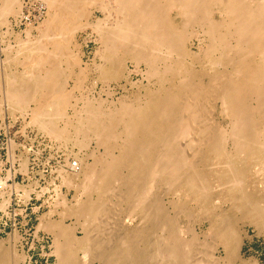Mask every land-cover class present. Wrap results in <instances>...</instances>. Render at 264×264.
I'll return each mask as SVG.
<instances>
[{
	"label": "bare ground",
	"instance_id": "6f19581e",
	"mask_svg": "<svg viewBox=\"0 0 264 264\" xmlns=\"http://www.w3.org/2000/svg\"><path fill=\"white\" fill-rule=\"evenodd\" d=\"M0 1V22L7 23L9 15L15 20L23 16V0ZM41 1L47 10L46 18L40 22V35L38 32L37 38H30L27 25L26 38H18L13 61L23 71L18 70V75L4 72L7 84L0 82L5 88L0 85L5 91L2 98L15 108L14 112L19 109L48 136L74 140L83 149L90 144L89 139L104 147L99 155H92L91 163L77 159L75 170L60 175L65 184L75 182V189L85 199L78 196L70 206L61 200L64 205L60 207H64L60 219H52L50 210L48 217L38 223V228L52 234L54 264H90L91 253L99 264H191L194 260L188 253L192 252L191 241L197 237L195 231L187 228V240L180 241L175 217L171 215L186 202L175 204L174 198L165 204L151 191L161 181L172 186L168 189L177 196L175 202L186 195L203 207L211 200L208 173L224 188L218 193L230 202V208L240 211L257 230L263 231L264 207L260 204H264V0ZM190 25H195L194 29H189ZM87 29L96 32L101 44L94 52L101 62L95 66L90 61L98 72L96 79L104 83L124 79L129 86L137 84L143 88L110 100L115 108L108 112L100 110L105 96L100 99L97 94L99 99L93 101L81 92L72 96L68 88L62 87L66 77L75 75L69 91L77 90L89 71L76 37ZM132 73H139L140 79L130 80ZM19 74H24L23 79ZM70 106L72 113L68 114ZM212 111H218L226 123L222 125L221 119L206 123ZM113 127L119 128L117 132H113ZM184 138L186 147L182 150L177 145L183 144L180 140ZM112 139L118 141L109 146ZM249 171L257 175L262 189L247 188ZM113 183L121 188L120 199L127 205L131 202L127 216L124 215L127 220L123 216L127 225L119 228L120 232L106 231L102 218L113 206L106 202L110 201L106 192L111 190L110 196L117 197ZM93 193L100 198L92 201ZM7 202L6 198L0 200V208H5ZM187 210L190 216L191 211ZM134 213L137 222L131 224ZM70 215H86L85 222H94L98 238L94 239L88 224L77 236L72 224L63 223L64 217ZM211 215L208 222L212 228V219L218 217L220 222L223 218L222 211ZM223 226L217 231L223 256L214 259L215 263L206 260L210 264H235L238 260V232L230 224ZM156 228L160 235L152 241L151 233ZM10 234L7 242L20 240L15 230ZM140 240L149 242L148 252L136 246ZM89 242L90 247L94 244L92 249L88 248ZM5 244L0 241V264H26L28 256L24 252L10 248L12 243ZM78 251H82L80 257H76ZM206 261L199 259L192 264H209ZM239 264L256 262L248 259Z\"/></svg>",
	"mask_w": 264,
	"mask_h": 264
},
{
	"label": "rangeland",
	"instance_id": "374dc122",
	"mask_svg": "<svg viewBox=\"0 0 264 264\" xmlns=\"http://www.w3.org/2000/svg\"><path fill=\"white\" fill-rule=\"evenodd\" d=\"M45 5H46L45 2L41 1V0H23V8L21 10V13H22V15H28L27 20L21 19L23 17L22 16V17H20L19 20L16 19L17 20V22H16V20L12 17V15H9L7 17V23L6 22H0V49H2V51L0 52V73H3V74H0V76L2 77V75H3L2 78L4 80V82H3L2 78H0L2 80L0 82L4 86H6V84H7V83H5L7 79H5V77H4V75H6L7 73L5 74L4 72L7 71V72H11V73L18 75V72H17L18 70L23 71L21 66H19L20 64H16L15 61H13L15 58L16 48H17L16 42H17L18 38H24V39L26 38L25 37L26 32H24V31H26V28L28 26L30 28L29 29L30 30L29 31L30 32V36H29L30 38L31 37H32V39L37 38L38 32L40 35L39 30H40V26L42 25V24H40V22H42V20H44L46 18L47 8ZM96 14L98 16H101L100 13H98V12ZM24 17L26 18V16H24ZM191 27H192V29H194L195 25L188 26L189 29H191ZM96 36H97L96 32L91 31L90 29H87L86 31L80 32L76 36L77 42L81 43L82 50L84 52V54L82 55V59L84 62H86L90 65L88 70L93 71L94 73L88 71L84 75L85 79L83 77L81 78V80H80L81 83L79 85L80 88L77 87V90L72 89L69 91V88L71 89L74 86L71 83H74L75 75H73L71 77H66L65 78L66 82H64V84L62 83L64 81L63 76H62L63 81L62 80H59V81L61 84L64 85V86L62 85L63 89L66 90L68 88V92L73 93L72 96H75L81 92L83 95L85 94L88 98L93 99V101H95L96 99H99V98L100 99H106L107 98L105 100L106 102H103V105L100 107V110L103 112H108V110H112L113 108H115L113 106L114 104L111 103L110 100L116 101V99L119 96L121 97V94H122V96H124L127 94H131L133 92H138V91L141 92V90L143 88L139 89L137 84L129 86L128 85L129 83L128 84L125 83L124 79H119L117 81L116 80L106 81V83H104L105 81L102 82L101 80L96 79L98 72H96V69H93V68L96 65H98L97 63L101 62L99 56L94 54L95 51L99 50L98 47H100V45H101ZM8 44H10V45H8ZM98 44H100V45H98ZM96 49H98V50H96ZM90 61H93L92 63L95 66H92L93 64L91 65ZM95 62H96V64H95ZM14 69H15V71H14ZM95 73H97V74H95ZM23 75L24 74H22V76ZM95 75H96V77H95ZM19 76H20V74H19ZM22 76H20V77H22ZM140 77L141 76L139 73H132L130 80H133L134 82H136L140 79ZM24 78H25L24 80H26V76ZM73 78H74V80H73ZM21 79H23V77ZM105 84H106V86H105ZM71 85H72V87H70ZM1 86H0V103H1L0 104V164H3L4 168L7 169L6 173L3 171V174H5L3 176L13 177L16 173L15 179H14V182H15L14 185H16V186H14L12 184L11 187L13 186L12 189L14 188V192L16 195H18V197H21V196L23 197V199H21V200H28V201L26 202V206H25L26 207L25 212H26L27 216H25L24 218L18 216V217H16L15 220L7 219V220H4L0 224V241L3 242L4 244L8 243L7 245L12 243V244H10V248L12 247V249H13V247H14V249H16L17 251L24 252L28 256V258L26 260L27 261L26 264H54L55 263V256L53 255V253H51V250H52V247H51L52 234L49 233L47 230H45L42 227L38 228V223L42 218H43L42 220H44L45 219L44 217H48V215L50 214L49 213L50 210L52 211L50 214V217L54 220H59L60 216H61L60 211L64 207V206L60 207L61 205H64V203H62V202L65 201V204L67 206L68 205L70 206V205L75 204V198H77L78 196H79V199H85V195H79L78 194L79 191H77L75 189V186H74V185H76L75 182L71 183L70 185L65 184L63 181H61L62 177L60 175H62V173H65V172H67V173L71 172L68 170L67 165H66L68 162L73 161V160H76V162H77V159L83 158L82 160L84 162L87 161V163H91L90 161H93V160H91V158L93 159L92 155L93 154L99 155L98 152H100L101 150H102L101 152H103L104 147L101 145L98 146V144H93V143H97V142H95L94 139H89L88 142L91 141L90 144L89 143L86 144L88 147L85 146L83 149L82 146L77 145L74 140H69L70 142L69 141H61L60 139L58 140L56 138H53L52 136H48V134H46L44 131H43V133H41V132L35 130L34 128H30L31 130H28V135H27L29 138L27 143L29 145L24 146V147H20V150L22 151L24 156H19L18 152H15V148L17 147V144H23V142H22V140L17 141L16 139H14L13 135L15 134V130H17V128H18L17 127L18 124H20L22 122V119H24L25 116H24V114L21 113V111L19 109H17L19 112L17 110L14 112L15 108L13 109L12 106L6 104V101H4L2 98L5 96V94H3L4 90L3 91L1 90L2 87H3V89H5V88H4V86H2V87ZM122 87H124V89ZM125 88H127V89H125ZM107 91L110 92L111 94L109 93L107 95V93H106ZM97 94L98 95L100 94L99 98H97L98 97ZM1 95H3V96H1ZM104 96L106 98H104ZM103 107H104V109H103ZM105 107H107V108L105 109ZM67 112H68V114L72 113L71 106L68 107ZM214 112L212 111V114H211V112H210V114H208V116L210 115L209 117L210 118L212 117V118L210 119L208 117V119H210L211 121L207 119L206 123L212 122V120L219 121L221 119V122H222L221 124L224 125L227 120L225 118L223 119L222 116L219 117L218 111H214ZM59 124H61V122ZM118 129L119 128H117V127H113V132L114 131L117 132ZM185 139H187V138H184V140L183 139L180 140V142L185 141ZM57 140H58V142H57ZM111 141L112 142L114 141V142L111 143L112 145H109V146H113V144L116 143L118 141V139H116V140L112 139ZM68 142H69V144H68ZM185 142H183V144L178 142L179 145H177V147L182 149V150L183 149L185 150V148L183 147V146L186 147ZM181 145H182V147H179ZM95 148H96V150H95ZM79 149H81V150H79ZM87 152L90 154L91 157L87 156V155H89ZM9 165H10V167H9ZM24 167L26 169H24ZM61 168L64 169V171H62ZM42 172H45V173H43L44 174L43 177L46 179V184H47L45 188H40L42 186V184L39 186L37 183V181H39V179H40V174H42ZM120 172H121L120 173V175H121L123 172L122 171H120ZM23 174H26V175L22 176ZM208 177H210V184L212 186V188L210 189L211 200L206 201L207 205L203 206L205 208L198 207L197 203H195V201L191 197L186 196V195L181 196L180 197L181 199H179V200H177V202H175L177 199V196H174V194H171L172 190L168 189V188H171L172 186L168 187L169 185L166 186V183L162 182L164 184L163 185L161 183V181L159 183L155 184L152 191H151V193L153 195H155V197L160 198L159 199L160 202L163 201V202H165V204H167L166 202H168V200H172L174 198L175 199L173 200V202L175 204H179L180 202L183 204V202L184 203L186 202V204H184V207H182V205H179V209L183 208L182 210L178 209V211L172 212L171 215L173 214V216L175 217V220H176L175 222H176V225L179 229V230H177L178 231L177 237L180 241L185 242V240H187V238L189 236V234L186 232L187 228H190V229L192 228V231H195L194 233L197 237L195 240L191 241L192 242L191 245L189 244L190 245L189 249L192 252H190L189 249L187 251V252H190V253H188L189 258L194 260L191 262V264L193 262H197V260H199V259L201 261H203L204 263L206 260H210L212 263L213 262L215 263V260L219 259V256H223V251H222L223 249L221 248V245H220L219 240H218V234H217L218 233L217 231H219V229H221L223 224H224V226L226 224H230V226H232L238 232V235L240 237V245H239V249H238V260L236 261L235 264H239V262L241 260H248V259L254 260L256 262V264H264V230L263 231L257 230L255 225L253 223H251V221L249 219H247L240 211L233 210L232 208H230V204H229L230 202L227 200L224 201L218 193V192L224 190V188H222V185H217V183L213 180L214 179L213 176L210 175V173H208ZM254 179H255V181H254ZM257 180H258L257 175H255L253 171H249V173H247V181H246V184L248 183L247 188L249 190H256V191L259 189H262L263 184H260ZM115 186L117 187L118 184H114L113 191L116 190L118 192L119 189H121V188L119 186H118V188H115ZM216 186H217V188H215ZM16 187H17V189H16ZM22 187H24V190ZM165 188L168 190H166ZM161 189H162V191H161ZM153 190H154V192H153ZM116 191L114 192V194H116L117 197H114V198H113V196H110L111 194H113V192L111 190L109 191V193L106 192V194H105V196H108L107 194H109V197H110L109 198L110 201L109 202L106 201V202L109 204H112L114 206V208H113V206L110 205L112 207V208L110 207V211H109L111 214L108 213V215H107V216H109V215L112 216V217L109 216V218H108L110 221L107 219L109 223L106 221L107 216L102 217L105 220L103 222L104 223L106 222L105 223V230L106 231H110L111 229H112L111 231H118L119 228H122L124 225L125 226L127 225V223L125 221L128 218L126 216H127V213L129 212V208L127 206H130L129 204L131 202L127 205V203L123 202V200L120 199V198H122L121 197L122 191L120 190L119 193H116ZM168 191H170V192H168ZM110 192H112V193H110ZM2 193H3V195H2ZM2 193H0V200H2L3 198H6L9 201L10 198H13V196L9 195V193H10L9 191H6L5 193L2 192ZM15 194H13V195H15ZM119 194H120V197H119V199H117ZM93 195L95 196L96 193H93L91 195L92 201L93 200L95 201L96 197H97L96 198L97 200H98V198H100L99 197L100 195L97 196L98 194L95 197H93ZM116 195H114V196H116ZM61 196H62V199H60ZM104 198H106V200H108V197H104ZM158 198H157V200H158ZM61 200H62V202H61ZM119 200H120V202H119ZM56 201H57L58 205H57ZM58 201H60L61 204ZM111 201H113V203H111ZM116 201L119 203H117ZM54 204L56 205L55 208H54ZM109 204H107L108 207H109ZM260 205L262 207H264V204L261 203ZM21 207H22V205L20 203L19 206L16 208H21ZM115 207H116V210H115ZM117 207H118V209H117ZM206 207L208 209H206ZM186 208L189 209V211H191L189 213L190 216L186 213L188 211ZM125 211H127V212H125ZM219 211H222V215L220 217H222L223 220L220 219V222H218L219 221L218 217H216L217 219H215V220L212 219L211 221L213 222V227L211 228L210 224L208 222L209 221L208 216H212L211 214H213V216H216V214ZM191 213H192V215H191ZM186 214L188 215V217L186 216ZM124 215H126V216H124ZM133 215L131 217L133 220V222L131 221V224L132 223L135 224L137 222V220H136L137 216L135 215V213ZM123 216H124L125 220H124ZM84 217H86V215H83L80 218H78V216H76V215L66 216L63 219V223L64 224H70V225L72 224V227L75 228L74 231L76 232L77 236L82 235V231H81L82 226H84L85 224H88L89 228L91 226L92 229L90 228L89 230H92L91 232L93 235L95 233L98 234V231L96 232V229L93 228V226H95L94 222H92V223L87 222V221L85 222ZM113 218L115 221H113ZM160 220H158V223ZM115 222H117V224ZM119 222H121V223L119 224ZM4 223H6V224H4ZM13 223H14V225H12ZM216 223H218L220 225L222 224V225L219 227V225ZM92 224H93V226H92ZM106 224H107V226L110 224L109 225L110 229H109V226L107 228ZM115 225H118V228L116 226L117 229L115 228ZM215 225H217L216 226V228H218L217 230L215 228ZM111 226H113V227H111ZM113 228H115V230ZM13 230H15L17 232V234L20 236V240L18 239L15 242H13L12 240H10V242H9V240H8V242H7L6 240L8 239L9 235H11L10 233H12ZM154 230L151 233L152 236L150 235L151 236L150 240L153 239L152 241H155V239L157 240L159 235H160V233H159L160 231L157 228ZM213 230H215V231H213ZM118 232H120V231H118ZM185 232H186V235H185ZM154 233H156V234L153 235ZM97 234H95L94 239H96L95 237L98 238V236H96ZM157 234H158V237H156ZM140 244H141V246H140ZM148 244H149V242L148 243L142 242L140 240L136 243V246L146 249V248L150 247ZM88 245H89L88 248L92 249V246L94 244L91 245V247H90V242H89ZM197 250H199V251H197ZM207 250H209V251H207ZM146 251L148 252V249H146ZM193 252H194V254H193ZM196 252H198L199 255ZM87 254L89 255V253H87ZM91 254H92V257L91 256L89 257L88 255H86V257L88 256L89 259L91 258L93 260L92 261L90 259L92 262L90 264H99L97 260H96L97 262L94 260L96 258V255H94L93 253H91ZM76 255H77L76 257H80L82 255V251H78ZM93 256H95V258ZM190 256H194V257H190ZM199 256H200V258H199ZM195 257H197V258L195 259ZM88 258L86 260H88ZM88 261H87V263H89ZM210 261H206V262L209 263ZM156 263L157 262H155V264ZM152 264H154V263H152Z\"/></svg>",
	"mask_w": 264,
	"mask_h": 264
},
{
	"label": "built area",
	"instance_id": "2783aa9c",
	"mask_svg": "<svg viewBox=\"0 0 264 264\" xmlns=\"http://www.w3.org/2000/svg\"><path fill=\"white\" fill-rule=\"evenodd\" d=\"M23 16H27V18H21L23 20H27L28 19V15H23ZM75 163L77 164V162L75 160L68 162L67 164V168L68 170H70L71 172L73 170H75L73 168V166H75ZM77 166V165H76ZM10 167V165H9ZM77 168V167H76ZM7 169L4 168L3 164H0V193L2 192H6L9 191V195L13 196V198H10L9 201L7 202V205L5 208L0 209V224L4 221V220H15L16 217H22L24 218L25 216H27L26 214V202L28 200H21L23 199V197H18V195L15 194L14 189H12L11 185H14V179H15V175L13 177H7V176H3L5 174H3V171L6 173ZM45 172H42V174H40V179L39 181H37L38 185L40 186L42 184V186L40 188H45L46 187V179L43 177ZM26 174H23L22 176H25ZM15 194V195H13ZM21 203L22 207L21 208H16L19 206V204ZM6 224V223H4ZM14 225V223L12 224Z\"/></svg>",
	"mask_w": 264,
	"mask_h": 264
},
{
	"label": "crops",
	"instance_id": "0c3cea01",
	"mask_svg": "<svg viewBox=\"0 0 264 264\" xmlns=\"http://www.w3.org/2000/svg\"><path fill=\"white\" fill-rule=\"evenodd\" d=\"M27 117L28 116H25L24 119H22V122L20 124H18V126H17L18 128H17V130H15V134L13 135L14 139H16L17 141L22 140V142L24 144V145L23 144H17V147L15 148V152H18L19 156H24L22 151L20 150V147H24V146L29 145L27 143V141L29 140V138L27 136L28 130H31L30 128H34L35 130H37L39 132H41V130H42L38 125L30 123L28 120L29 117L28 118ZM41 133H43V132H41Z\"/></svg>",
	"mask_w": 264,
	"mask_h": 264
}]
</instances>
